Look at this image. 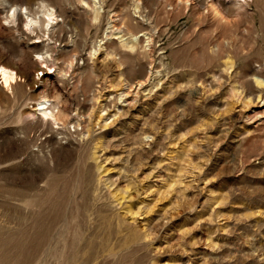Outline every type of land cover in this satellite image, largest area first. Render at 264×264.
Here are the masks:
<instances>
[{"label":"rangeland","instance_id":"374dc122","mask_svg":"<svg viewBox=\"0 0 264 264\" xmlns=\"http://www.w3.org/2000/svg\"><path fill=\"white\" fill-rule=\"evenodd\" d=\"M179 1L0 0V264H264V0Z\"/></svg>","mask_w":264,"mask_h":264},{"label":"bare ground","instance_id":"6f19581e","mask_svg":"<svg viewBox=\"0 0 264 264\" xmlns=\"http://www.w3.org/2000/svg\"><path fill=\"white\" fill-rule=\"evenodd\" d=\"M92 1L94 2V5H95L94 19H95V21H98L100 16H101V13H102L101 12L102 8L99 6V0H92ZM181 1H179V3L183 2V1L182 2ZM230 1H232V0H230ZM210 9L213 10L215 13H217V10L215 9V5L212 2H211V5H210ZM9 12H11L10 19H12L13 22L16 25H18L16 30L21 34L22 37H24V39L26 38L28 40H32V35H34V34H36V36H37L36 39H38V40L41 39V37H39V34L44 32V31H46L49 34L51 32V30L53 29V27L55 26L54 22L57 19V16L55 15V13L49 14L50 12L49 13L47 12L49 14L48 15L46 13V15H48V17H49V22H47L46 20H44V18L42 19L38 15V12L35 11L31 7H18V6H13L12 5V6L9 7ZM21 23L25 24V27H26L25 29L21 28V26H20ZM111 29H112V27L108 28V32L106 34L107 35L106 38H108V39H109V37L113 38L115 36H118V34L115 33V31H111ZM115 39L120 40V44L124 45V46L128 42V41L126 42L125 40H123V37H119V36L117 38H115ZM39 43H40L39 41L35 42V44H39ZM104 45H105L104 42H100V44L98 45V49H96L94 52H92L93 55L97 56L101 52L102 47ZM126 47H127V45H126ZM47 53L48 52L44 53L43 55H37V54L36 55H37V57L39 59H44L45 55H47ZM23 81L25 83V80H23V78H20L18 73H16L13 70H10L7 67H4V66L0 65V82H1V86H2L0 88L1 91L12 92L14 86L19 84V82H23ZM144 86H145L144 84H141L140 88H142ZM133 89H134V87H133ZM130 93L131 92H129L128 94H125L123 92L122 94L118 95L120 102H119V104L116 107L117 111H116L114 116H117V115L119 116L121 114V112H123V113H130L131 112L133 107H132V104L128 100V98L131 95ZM263 101H264L263 99L259 100V103L261 104ZM47 102L48 101H44L42 104H40V107H41L40 110L43 111V115L45 117H47V118L48 117L55 118L56 115L53 114V109L51 110L50 108H46L47 107ZM109 102H108V100H106V103L104 104V107H102V112H105L106 115L111 116L112 114L109 113L110 110L108 109V106H107ZM259 108L262 109V108H264V106L259 105ZM35 111L37 112L38 110H35ZM47 111H50V113H47ZM103 118L104 117H102L101 119H103ZM257 120H259V119H257Z\"/></svg>","mask_w":264,"mask_h":264}]
</instances>
